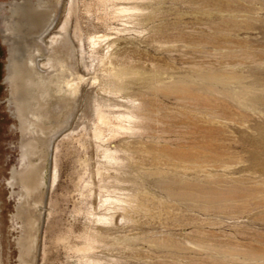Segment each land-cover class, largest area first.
I'll return each instance as SVG.
<instances>
[{"label":"rangeland","instance_id":"374dc122","mask_svg":"<svg viewBox=\"0 0 264 264\" xmlns=\"http://www.w3.org/2000/svg\"><path fill=\"white\" fill-rule=\"evenodd\" d=\"M45 2L47 40L69 19L50 55L76 66L79 90L27 252L0 18V264H264V0ZM204 71L230 84L209 89Z\"/></svg>","mask_w":264,"mask_h":264},{"label":"bare ground","instance_id":"6f19581e","mask_svg":"<svg viewBox=\"0 0 264 264\" xmlns=\"http://www.w3.org/2000/svg\"><path fill=\"white\" fill-rule=\"evenodd\" d=\"M46 7L45 0H10L2 3L0 8V18L4 23L2 38L9 47L7 81L11 88V104L16 108L22 133L19 164L12 168L7 184L11 196H17L13 221L18 226L27 227L26 235L19 239V245L25 247L27 252L35 243L32 231L45 217L48 202L55 192L60 170L54 160L56 162L59 157V140L66 130L61 127L69 122L66 120L63 123L61 119L64 115H71L75 94L79 90L76 66L58 58V55H50L61 37L68 43L69 19L62 26L63 33L50 36L47 40L51 34L50 26L56 19L53 16L50 18L49 8ZM3 10L7 13H3ZM71 12L72 7L70 15ZM44 44L47 54H44ZM70 47L72 49L73 45ZM42 56L46 57L44 61L41 60ZM199 77L209 89L230 84V81H222L217 73L204 71ZM253 90L248 87L245 91H239L247 95L253 93ZM94 135L102 138L103 129L95 131ZM192 181L201 183L195 178ZM181 184L184 190L190 188L187 181H181ZM20 221L23 224H19Z\"/></svg>","mask_w":264,"mask_h":264},{"label":"flooded vegetation","instance_id":"af4514ba","mask_svg":"<svg viewBox=\"0 0 264 264\" xmlns=\"http://www.w3.org/2000/svg\"><path fill=\"white\" fill-rule=\"evenodd\" d=\"M22 143V142H21ZM21 152H22V148H21Z\"/></svg>","mask_w":264,"mask_h":264}]
</instances>
